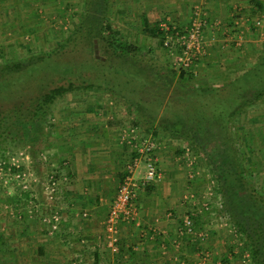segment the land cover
<instances>
[{"label": "rangeland", "instance_id": "374dc122", "mask_svg": "<svg viewBox=\"0 0 264 264\" xmlns=\"http://www.w3.org/2000/svg\"><path fill=\"white\" fill-rule=\"evenodd\" d=\"M145 1L109 0L110 22L118 37L140 46L142 55L151 57L157 64L168 63L178 71L184 70L185 75L194 84L222 86L227 81L236 79L244 70L253 66L263 51L264 5L260 0H250L247 3L252 8L247 11L250 23L248 22L245 29L241 25L243 35L239 42L232 40L228 33V31L231 33L232 28L228 26V28H222L223 36H220L219 41L217 40L210 46L205 44L202 37L199 50L191 48V52L188 54L183 52L187 47V38L174 42L172 49L167 47L164 42L167 36H172L176 41L177 32L182 35L186 34L184 31L191 26L193 19L190 20V17L193 14L204 20L206 17L212 18L210 14L205 13L209 9L201 6L205 5V0L204 3L200 0L191 1L189 3L192 8L191 16L185 21L183 20L182 23L179 19H172V15L169 14H157L154 10H149L147 13L145 6H143ZM214 1L209 0L208 4L212 6ZM148 2L153 5L156 4L155 0H148ZM175 3L179 2L176 1ZM258 3L263 6L259 7ZM85 4L86 0H0V75L7 69L6 66L12 63L20 62L23 66L11 70V75L0 79V118L3 119L0 133L4 131L3 134H0V166L6 161L7 165L13 164L14 167L12 171L7 172L0 169V217L7 219L4 224L2 223L3 225L11 226L13 222L11 217L13 220L14 218L23 220L26 214H29L30 217L23 220L28 223V226H36L40 230L43 228L49 233L39 215L42 214V211L43 213H47V211L61 213L67 219L63 226L64 230L69 232H66L65 237H61V234H53V236H57L61 243H65L74 263L76 260L75 251L79 250L81 244L79 238L74 237L73 234L76 230H81V221L88 220L90 222L91 216L88 210L90 207H85L86 211L81 210L80 204H74L73 201L69 200L71 198L65 197L66 188L64 185L72 181L70 171L65 169L69 163L68 152L70 151L61 153L57 146L51 147L49 144L54 140H62L64 145L66 143L67 149L70 148V142L75 141L77 137L74 123L78 116H83L79 109L81 105L84 107L85 105H93L90 110L94 113L93 116L102 115L104 108L105 111H108L107 109L111 110L113 106L115 110L124 111L131 118V121L137 122L132 125H138L154 136L153 132H157L161 141L159 151L164 147L170 149L167 154H172L173 163L182 164L188 168V178L186 179H193L196 184H199L194 194L200 204L207 188L212 187L211 191L219 193L216 178L206 161L205 155L191 147L185 138L172 133L169 127L161 125L160 114L155 121L149 122L152 119L149 117V113L152 111L151 103L147 102L148 109L143 110V105L140 106L136 103V106H131L121 93L99 87L68 93L59 98L48 111L44 113L39 111L42 92L52 87V84L59 82L61 80L59 76L90 68L88 64L89 55L87 56L85 53L89 52L91 58H96L94 52L95 39L98 41L100 57L105 61L107 60L108 55L100 48L98 38H93V31L89 32L86 37H76L75 45H69L64 49L62 47L65 46V42L80 23L85 12ZM229 5L228 3V7ZM196 11L198 14H195ZM145 14L147 15L145 16ZM159 17H162L163 20H156ZM257 21H260V24H257ZM208 30V27L203 28V35ZM162 35L164 36L163 41ZM53 50L64 52V54L59 53V55L52 56L56 62L47 58L42 59L43 62L36 66L28 65L39 60L35 58L38 55ZM171 51H173L172 54ZM190 54L194 56L190 66H186L183 63ZM115 59L114 57L113 61ZM145 113L148 116H144ZM63 116L69 118L66 117L65 123L61 124L59 121L60 117ZM66 123L70 124L66 125ZM232 125L229 131L231 130L233 139H236V147L244 159L242 161L248 170L247 177L252 186L261 195H264V98L257 104L246 108ZM62 126L69 129H65L60 134L55 131V128ZM130 152L129 163L133 161L135 156L132 151ZM158 159L160 163L159 152ZM142 166L143 163H141ZM17 173L20 175L18 179L15 178ZM13 175L15 177H12ZM51 177L57 181L58 192H56L52 203H49L45 191ZM25 186L26 189H24ZM31 190L36 197L34 205L38 207L39 211L34 210L33 215L28 213L27 209L22 210L27 207L28 200L32 198ZM24 191H30L28 198L24 195ZM16 197H20L19 202H15ZM222 200L224 209H226L224 198ZM19 207L22 208L19 209ZM71 207L73 208L72 211H79L78 216L70 218L66 215ZM17 210L20 213L17 214ZM84 212H87L88 215L82 216ZM206 214L196 222L197 230L207 227L210 217L208 212ZM228 215L230 221L227 224L219 223L215 228H224L223 231H229L233 238L231 237V240L226 233L224 244L228 247V255L225 258L216 259L215 264H253L247 237L243 231L238 229L232 215L229 213ZM77 219L80 220L79 223ZM67 237H71L70 241L73 240L72 245L69 244V240L65 241L69 239ZM221 238L218 237L217 239ZM228 239L230 242L227 244ZM143 241L142 237L138 239L137 243L133 242L132 246H142ZM171 242L174 243L173 238ZM189 242H191L190 236L182 235L179 245L187 247ZM194 246L197 249L198 263L204 264L209 258V255L204 257L210 248V241L206 240L200 246L196 247V244ZM133 250L140 251L138 249ZM186 254L190 256L191 253L187 251ZM189 256H187V261L192 259V256ZM107 258L113 260L114 256L109 254ZM122 259V262L115 263L130 264V261L133 264L143 263L141 260L143 257L131 258L129 252H125ZM184 261L186 262V260ZM83 262L92 264L91 257L87 255Z\"/></svg>", "mask_w": 264, "mask_h": 264}, {"label": "crops", "instance_id": "0c3cea01", "mask_svg": "<svg viewBox=\"0 0 264 264\" xmlns=\"http://www.w3.org/2000/svg\"><path fill=\"white\" fill-rule=\"evenodd\" d=\"M155 1V5L149 3L148 0L145 1L143 6H145L147 13H149V10H154L157 14H169L172 15V19H179L180 23H182L183 20L185 21L191 16L192 8L189 3L198 0ZM176 1L179 3H175ZM200 1L204 3V0ZM208 1L205 0V5H201L203 8L209 9L205 13L207 15L210 14L213 18H205L206 27L209 29L203 35L205 44L211 46L217 40L219 41L222 35V28L233 27L235 20L240 22L243 29L248 25L247 11L252 8L247 3L250 0H215L212 6L208 4ZM260 2L264 3V0H260ZM228 3L230 4L229 7ZM194 18L193 14L190 20ZM156 20H163V18L159 17ZM92 108L93 105H85V107L81 105L79 107L83 116H78L74 123L77 137L75 141L70 142L71 146L69 149H67L66 143L64 145L62 140H54L49 144L51 147L57 146L61 153L70 151L68 152L69 165L67 164L65 169L70 171L69 174L72 176V181L64 185L66 188L65 197L71 198L69 200L73 201L74 204H80L81 210L86 211L85 207H90L88 209L91 216L90 222L88 220L85 222L81 221L80 227V234L87 237L90 241L96 240L99 235L104 239L103 221L116 196L120 180L123 178L125 169L130 161L131 150L130 146L125 142V132L132 122L124 111L115 110L113 106L111 110L107 109L108 111H105L104 108V113L98 116L92 115L94 114L90 112ZM66 117L69 118L68 116L60 117L59 123L64 124ZM68 124L70 123H66V125ZM67 128L62 126L55 128V131L60 134ZM169 150L164 147V149L159 151L161 158L159 163L160 176L153 185L139 190L137 196L139 207L137 221L121 226L120 243L125 244L124 248L131 246L133 249L140 250L139 252L143 253V264H199L198 257H196L197 249H195L194 245L196 244V247H198L206 240L210 241L211 249H208L209 258L204 264H211L221 257L225 258L228 255V247L224 244L226 242L225 237L227 234L230 238L232 236H230L229 231L224 232V228H215V224L208 226L210 221L209 223L207 222V227L202 228L208 231L206 240L202 241L198 232H195L190 236L191 242L188 243L187 247L179 245V241L182 239V235L179 233L181 225L179 221H182L183 215L192 209L188 196L197 190L199 184H196L193 179H186L188 178V168L185 165L173 163L172 154H167ZM25 192L28 193V198L30 191H24V195H26ZM31 194L35 196L33 190H31ZM19 201L20 197H16L15 202ZM21 208L19 207V209ZM72 210L73 208L71 207L66 215L70 218L78 216L79 211ZM204 215L206 216L207 214L199 213L194 216L196 222ZM27 217H30V215L26 214L23 220H26ZM0 218V264L77 263L76 260V263L73 262L65 243H61L57 236L47 233L43 228L40 230L36 226L30 227L23 220L16 218L13 220V217H11L13 221L11 226L3 225L7 219L6 217ZM77 220L79 223L80 220ZM142 237L144 240L142 246L136 245L133 247L132 243H137L138 239ZM218 237L222 238L217 239ZM172 238L174 243L171 242ZM228 242H230L229 239L227 244ZM184 243H186L185 240ZM104 246L105 244H103ZM193 246L194 249L192 250ZM184 250L192 255H187ZM85 251L87 253L86 249H84V253ZM86 253L84 254L85 257L89 255V253ZM109 254L111 253L104 247L101 255L98 254L95 264H100L102 256L107 257ZM187 256H192L191 260L193 261L190 259L187 261ZM182 259L186 260V262ZM130 264H133V262L130 261Z\"/></svg>", "mask_w": 264, "mask_h": 264}, {"label": "trees", "instance_id": "16d2710c", "mask_svg": "<svg viewBox=\"0 0 264 264\" xmlns=\"http://www.w3.org/2000/svg\"><path fill=\"white\" fill-rule=\"evenodd\" d=\"M262 4L257 5L262 7ZM85 5L80 23L62 47L75 45L76 37H86L93 31V35L90 34L98 38L100 48L108 55L107 60L91 58L89 52L85 53L89 55L90 68L59 76V82L42 92L39 111H48L68 93L99 87L121 93L131 106L137 103L143 105V110L151 103L149 122L160 114L161 125L169 127L172 133L185 138L191 147L205 155L216 178L217 190L224 198L225 210L249 241L253 264H264V195L249 181L236 139L229 131L246 108L264 98V47L256 63L236 79L218 87L194 84L184 70L178 71L168 63L157 64L151 57L142 55L140 46L120 39L110 22L109 0H86ZM161 39L163 41V35ZM59 53L64 54L61 50L42 53L35 57L39 60L28 65L36 66L47 58L56 62L52 56ZM6 67L0 79L23 66L15 62ZM2 120L0 118V129ZM136 123L132 121L130 125ZM153 133L158 136L157 132ZM124 247L125 244L120 243V253L116 256L120 262L125 252H129L131 258L143 257V253L132 247Z\"/></svg>", "mask_w": 264, "mask_h": 264}, {"label": "built area", "instance_id": "2783aa9c", "mask_svg": "<svg viewBox=\"0 0 264 264\" xmlns=\"http://www.w3.org/2000/svg\"><path fill=\"white\" fill-rule=\"evenodd\" d=\"M195 14H198V12L196 11ZM257 24H260V21H257ZM206 25V20L195 16L191 26L184 31L186 34L182 35L180 32H177L178 36L176 41L172 36H167L164 44L172 49V44L174 42L187 38L188 43L186 49L183 51L184 54L190 53L191 48L199 50L202 41L201 39L203 37V28H205ZM231 28V33L228 31L230 37L232 40L239 42L243 35L240 22L235 20L233 27ZM172 53L173 51H171V54ZM193 56L194 55L190 54L183 64L190 66ZM126 129L125 142L130 146V150L133 154H135V156L133 161L127 166L116 196L113 199L106 218L103 221L104 239H102V236L99 235L96 240L90 241L87 237L80 234L81 230H76L73 234V236L75 235L74 237L79 238V242L81 244L78 248L79 250L75 251L74 257H76V264L84 263V249L87 250L86 254L89 253L92 264H95L98 254L101 255L104 247H106L108 252L114 256V259L111 260V258L108 259L107 257L102 256L100 264H117L115 262H120V260L116 257L120 253V228L124 224H132L137 220L139 215V207L137 204L139 190L153 185L160 176L158 152L161 146V141L159 140V137L156 135L154 136L152 133H149L147 130L142 129L138 125H129ZM141 163H143L142 167ZM14 166L18 167L17 165ZM0 169L7 172L12 171L14 167L13 164L7 165L6 161H4L0 166ZM15 176L13 175L12 177L18 179L20 175L17 173ZM56 184L57 181L51 177L46 185L45 192L49 203H52L56 192H58ZM24 189H26V186ZM210 189L212 190V187L207 188L206 193L203 195L201 204L197 201V197L194 193H191L188 196V199H190L192 204V209L190 212L183 215L182 222L179 227V233L181 235H187L189 237L195 232H198V235L202 240L206 239L208 231L206 229L197 231L196 229L197 225L194 216L199 213H209L210 223L208 226H212V224L217 225L219 223L227 224L230 221L228 212L223 206L222 195L220 193H215ZM31 196L32 198L28 200L27 207L25 209L28 210V213L33 215L34 210L37 212L39 211L38 207L34 205L36 203V197L32 194ZM18 213H20V211L17 210V214ZM87 215V212L82 214V216ZM39 216L42 223L47 226V230L50 234H61V237H65L67 234L66 232H69L64 230L63 226L66 224L67 219L61 213L50 211L43 213L42 211V214ZM67 238L69 239H66L65 241L67 242V240H69V244L72 245L73 240L70 241L71 237ZM103 244H105L104 247ZM205 255L206 256L204 258L208 256V253H205Z\"/></svg>", "mask_w": 264, "mask_h": 264}, {"label": "water", "instance_id": "95a60500", "mask_svg": "<svg viewBox=\"0 0 264 264\" xmlns=\"http://www.w3.org/2000/svg\"><path fill=\"white\" fill-rule=\"evenodd\" d=\"M94 52H95V56L96 58H101L100 55H99V45H98V41L97 39H95V45H94Z\"/></svg>", "mask_w": 264, "mask_h": 264}]
</instances>
